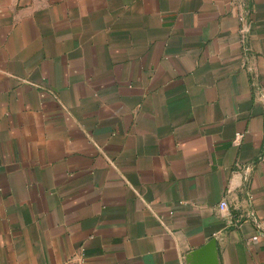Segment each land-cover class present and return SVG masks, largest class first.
Wrapping results in <instances>:
<instances>
[{
	"label": "crops",
	"instance_id": "crops-1",
	"mask_svg": "<svg viewBox=\"0 0 264 264\" xmlns=\"http://www.w3.org/2000/svg\"><path fill=\"white\" fill-rule=\"evenodd\" d=\"M212 238L264 264V0H0V264Z\"/></svg>",
	"mask_w": 264,
	"mask_h": 264
},
{
	"label": "water",
	"instance_id": "water-1",
	"mask_svg": "<svg viewBox=\"0 0 264 264\" xmlns=\"http://www.w3.org/2000/svg\"><path fill=\"white\" fill-rule=\"evenodd\" d=\"M184 260L186 264H219L216 240L212 238L202 247L188 252Z\"/></svg>",
	"mask_w": 264,
	"mask_h": 264
},
{
	"label": "built area",
	"instance_id": "built-area-1",
	"mask_svg": "<svg viewBox=\"0 0 264 264\" xmlns=\"http://www.w3.org/2000/svg\"><path fill=\"white\" fill-rule=\"evenodd\" d=\"M237 1L242 7L245 6L246 0H237ZM239 21H240V28L238 30L239 31V37H240L241 42H245L246 37H247V33H248V23H247V18L244 14V9H242V11L239 13ZM219 207L221 208V210H226L227 209V202L225 200H222L219 204ZM262 236L263 235H261V234L253 235L249 238V241L256 242Z\"/></svg>",
	"mask_w": 264,
	"mask_h": 264
}]
</instances>
